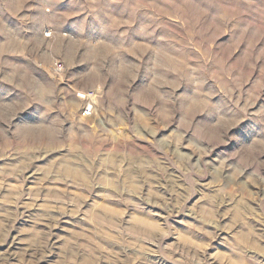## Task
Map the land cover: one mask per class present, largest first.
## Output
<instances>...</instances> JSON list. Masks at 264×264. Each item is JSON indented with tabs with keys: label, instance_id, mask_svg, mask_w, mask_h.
<instances>
[{
	"label": "rangeland",
	"instance_id": "obj_1",
	"mask_svg": "<svg viewBox=\"0 0 264 264\" xmlns=\"http://www.w3.org/2000/svg\"><path fill=\"white\" fill-rule=\"evenodd\" d=\"M0 264H264V0H0Z\"/></svg>",
	"mask_w": 264,
	"mask_h": 264
},
{
	"label": "built area",
	"instance_id": "obj_2",
	"mask_svg": "<svg viewBox=\"0 0 264 264\" xmlns=\"http://www.w3.org/2000/svg\"><path fill=\"white\" fill-rule=\"evenodd\" d=\"M46 36L50 37L51 33L47 32ZM63 70H64L63 63L60 60H56L53 63V71H54V73L57 76L58 75L60 76V75H62ZM97 91H98L97 89H93V90H90V91L85 92V93H78V96L80 98H82L84 101H86V103H87L86 107L82 111V115L83 116L88 117V116L93 115L94 106H95V100H96V97H97Z\"/></svg>",
	"mask_w": 264,
	"mask_h": 264
}]
</instances>
